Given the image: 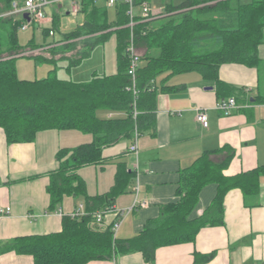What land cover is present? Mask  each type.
I'll return each mask as SVG.
<instances>
[{"label":"trees","instance_id":"16d2710c","mask_svg":"<svg viewBox=\"0 0 264 264\" xmlns=\"http://www.w3.org/2000/svg\"><path fill=\"white\" fill-rule=\"evenodd\" d=\"M13 0H0V13L7 11ZM152 3L153 0H135ZM108 7L82 0L80 13L84 20L63 40L45 41L49 30L57 29L59 16L54 14L50 27L42 28L43 42L33 38L26 46L20 44V20L0 17V128L7 143H26L35 140L43 130H76L89 134L91 140L72 147H60L56 154L57 167L48 174L47 192L50 210H56L64 197H82L86 215H64L56 232L32 234L13 238L3 251H14L32 257L34 264H85L94 260H111L116 255L140 252L146 263L153 264L158 247L193 242L205 226L224 224V197L232 188L244 196L259 191V177L264 166L225 175L224 169L234 155L227 145L202 152L190 165L179 171L176 201L160 206L159 215L146 221L143 228L129 238H118L111 231L112 222L103 228L93 223V213L115 203L127 192L135 170L125 161L116 163L113 183L102 194L86 193L78 173L82 166L104 168L107 159L103 149L122 139L138 138L154 129L156 96L179 87L157 85L176 74L197 72L214 82L219 100L233 96L235 87L218 78L222 64L237 63L256 66L257 49L263 42L264 0H182L178 4L164 3V15L148 20L135 17L132 28L126 26V5L117 0L114 18L108 17ZM161 19L160 23L155 21ZM115 35L117 70L113 74L93 72L89 81L76 82L58 78L55 61L67 58L69 66L76 65L85 53L70 58L57 55L74 50L80 36H94L103 42ZM141 50L140 61L133 78L127 73L128 45ZM52 45V46H51ZM49 46L47 48H44ZM44 48L31 54L35 61L51 63L41 79H23L17 75L15 54L25 49ZM48 53V54H47ZM27 56V57H28ZM137 93H134V90ZM106 111L111 116L98 115ZM134 112H137L134 115ZM222 154L220 161L212 156ZM217 186L216 194L201 215L192 217L200 190L207 184ZM213 253L194 252V263H204Z\"/></svg>","mask_w":264,"mask_h":264},{"label":"crops","instance_id":"0c3cea01","mask_svg":"<svg viewBox=\"0 0 264 264\" xmlns=\"http://www.w3.org/2000/svg\"><path fill=\"white\" fill-rule=\"evenodd\" d=\"M64 2L67 1L48 6L46 15L50 11L51 18L54 14L60 16ZM38 30L42 33V28ZM67 52L57 57L67 55ZM257 54L259 62L256 66L228 63L218 69V78L235 87L233 97L237 107L228 115L215 108L219 97L214 82L202 78L197 72L176 74L159 81V84L179 88L157 93L154 129L144 131L138 138L137 163L132 167L137 172L125 192L129 196L123 207L129 205L131 199L132 204L137 205L128 215L121 217L116 237L136 235L147 220L159 215L161 205L176 201L179 171L204 151L224 145L234 150L224 169L225 175L264 166V29L263 42L258 46ZM155 83L159 85L157 78ZM198 109H204L207 113L206 127L196 121ZM103 113L104 116L109 114L106 111ZM65 132L43 130L32 142L9 144L0 128V207H10V214L0 221V264H34L31 256L3 251L4 246L15 237L56 232L61 228L63 216L48 208L46 188L48 174L57 167V150L68 147L61 141ZM90 140L91 137L84 142ZM128 153L127 147L114 157L115 162L110 156H105L107 163L104 168L108 164L125 161ZM212 158L220 161L223 155L216 154ZM216 191L214 183L200 190L192 217L202 214ZM81 203L84 202L80 197L68 196L63 198L57 209L68 214ZM117 205L115 200L116 208ZM116 218L114 212L107 213L104 227ZM125 218L129 221L122 224ZM194 252L214 254L211 260L197 264H264V172L259 177L257 194L244 196L238 188L226 193L223 225L201 228L193 242L158 247L153 264H195ZM85 264L150 263L144 261L140 252H132L116 255L111 260H94Z\"/></svg>","mask_w":264,"mask_h":264},{"label":"rangeland","instance_id":"374dc122","mask_svg":"<svg viewBox=\"0 0 264 264\" xmlns=\"http://www.w3.org/2000/svg\"><path fill=\"white\" fill-rule=\"evenodd\" d=\"M182 0H153L151 5L156 8H160L164 11V3L171 2L172 4H178ZM47 16L51 17V12L47 11ZM108 17L110 20L114 18V11L112 8L108 9ZM84 20L82 13H73L70 11L69 3L64 2L63 10L60 13L58 19L57 29L55 30V34L53 36H47L45 41L49 40H63L60 44L66 43L64 40V36L68 33H71L75 30V28L81 24ZM161 19L155 21V24L160 23ZM51 23L47 24V27H50ZM36 25L29 26L26 30L18 31V40L21 45L26 46L27 43L33 38L36 43L43 42V34L40 30H38ZM68 41H75V49L70 50L71 53H66V56L70 58L77 56L79 53L87 52L86 56H83L82 59L76 65H71L69 68V60L67 58H58L55 61L56 71L55 74L58 78L62 79H70L76 82H85L89 81L93 72L98 74H113L117 70V57H116V40L115 35L110 34L105 41L103 42H95V37L92 35L88 36H80L79 38H73ZM136 52L141 55V50H137ZM30 56V55H29ZM22 56L18 57L15 62L17 75L23 79H41L47 75V71L53 65L47 62L35 61L33 57ZM143 62L140 61L141 65ZM164 78V74L159 75L157 77L158 84L159 81ZM100 117L104 116L103 111L97 112ZM65 134H62V143L65 146L72 147L85 140L90 139L89 134H83L76 130H65ZM131 141L128 139H122L120 142L106 148L102 153L104 156H110L112 161L115 162V158L120 152L125 151L127 147H130ZM118 160V159H117ZM116 160V162H117ZM126 165L128 168L132 169L134 165L137 163L135 159V155L132 152H129L128 155L124 158ZM115 163L108 164L104 170L100 168H96L93 165L82 166L78 169V173L80 177L83 179L86 193L87 194H95V193H105L107 192L112 183L115 173ZM135 181V180H134ZM132 197V193H130ZM129 196L128 193L120 194L116 198L117 209H126L131 206V203L127 206L125 199ZM83 199L82 197H80ZM129 202V201H127ZM128 215V213L126 214ZM130 216V215H129ZM128 219L125 218L122 222L128 223ZM121 224V225H122ZM120 232V230H119ZM122 238V237H121Z\"/></svg>","mask_w":264,"mask_h":264},{"label":"built area","instance_id":"2783aa9c","mask_svg":"<svg viewBox=\"0 0 264 264\" xmlns=\"http://www.w3.org/2000/svg\"><path fill=\"white\" fill-rule=\"evenodd\" d=\"M63 1H67L69 3L71 12L75 14L80 13L82 0H13L10 4V8L5 12L0 13V17L12 16L15 19H19L20 20L19 30H26L31 25H37L39 28H45L47 27V24L49 22L51 23L52 20L51 17H48L46 15L45 9L52 4L61 3ZM121 1L126 5L125 15L129 19L126 26H129L130 28H132L133 25L135 24V20H134L135 17L139 16L141 20H148L150 18H156L164 15V11L162 9L153 7L151 3H148L147 1H142L139 4H137L135 0H121ZM116 2L117 0H93L94 4H103L108 8H113ZM24 14H27L28 20L23 17ZM53 35L54 32L50 29L49 36H53ZM47 47L49 46H46L44 48ZM44 48H38V49L27 48L15 54V56L22 57L31 54H36L42 51ZM126 53L129 58L127 73L131 78H133L136 73V69L140 65L139 64L140 55L136 52V49L134 45H132V43L126 47ZM133 92L137 93V90L135 89ZM235 107H237V104L233 96L218 100L215 105V108L224 115L230 114L232 109ZM136 113L137 112H134V115ZM108 116H111V114H108ZM196 121H198L204 127L208 125L207 113L204 109L197 110ZM137 141H138V137L135 135L134 138L132 139L130 147H128V151L132 152L133 155H135V158L137 157ZM134 170L137 172L136 168ZM135 191L137 192L136 187H135ZM136 205L137 203H134L130 207L122 210V209H117L113 204L104 209L96 210L93 213V223L95 226L99 228H103L105 215L107 213L114 212L117 215V218L112 222L111 231L113 232V236H116V231L119 227L121 217L127 214L128 212L132 211V209L135 208ZM55 213L61 216L67 215L70 217H79L87 214V212L84 209L83 203L79 204L68 214H64L61 209H56ZM8 214H10L9 206L0 207V221Z\"/></svg>","mask_w":264,"mask_h":264},{"label":"water","instance_id":"95a60500","mask_svg":"<svg viewBox=\"0 0 264 264\" xmlns=\"http://www.w3.org/2000/svg\"><path fill=\"white\" fill-rule=\"evenodd\" d=\"M23 17L28 20L27 14H24Z\"/></svg>","mask_w":264,"mask_h":264}]
</instances>
